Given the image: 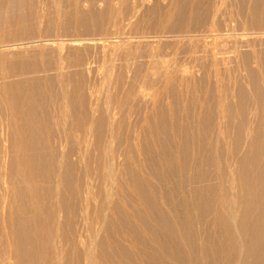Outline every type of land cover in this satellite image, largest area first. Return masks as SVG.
<instances>
[{"label":"rangeland","instance_id":"1","mask_svg":"<svg viewBox=\"0 0 264 264\" xmlns=\"http://www.w3.org/2000/svg\"><path fill=\"white\" fill-rule=\"evenodd\" d=\"M75 1L77 2V0H0V77L2 74L8 72L11 74L8 80L18 82L19 79L18 77H15V75L20 73V71L31 69L32 67H34L33 65H35V63H54L53 60H55L59 56V53L62 58H66L67 61L69 59V61L73 63H77L78 61L76 60L80 61V59L83 60L85 57H87V59L89 58V61L91 62L89 68H85L86 70L83 69L85 70V72L82 73V75L84 74L85 78L80 74V71L83 72V70L79 71L78 74L81 77L79 78V83L77 82L78 79H76L77 76L79 77V75L76 73L77 70H75V73H73L75 78H73L74 76L72 75L73 81L75 80V82H77L76 84L83 86H81L82 92H79L81 89L78 88L75 82H73V86H71L72 88L70 87V89L65 92L66 94L61 93V91L59 92L58 90H54L55 92L45 91L41 88L42 81L44 80V78H47L46 81H48V83H51L52 77H50V74H47V76H45L43 73H40L39 76L31 74L30 76L35 77L36 79H38V81L34 82L28 87L24 86L23 88L20 87L13 89V91L8 93L9 96L7 94H4L0 87V238L5 240L7 234L10 233V231H13L14 234L21 233L23 235V233H25L24 238L23 236L22 238L25 239L23 241H25V243L27 244H25V246L27 247H25V251L28 250L27 252L30 253L27 254L26 252V254L30 256H28L24 264H45L44 262L39 260L36 254L31 252V245H29L32 240L30 233L31 224H33L34 222L38 223L40 221L38 223L39 226H49V232L52 234L57 233L56 235L60 238V241L56 242V244L59 246H55H57V248H59L60 250H58V254H60L59 256H62L61 264H77L74 256L75 254L73 255V253H75L73 252V246L77 242V239L83 242L88 241V244L86 245L87 247L91 246V250L95 246L93 250H95L96 252L94 253H98L100 242H103L105 240L106 243L104 247L106 250L108 249L107 251L109 254L114 255L116 253L115 255H117L118 253V258H123L121 260L122 264H133L132 262L135 261L134 259L136 258L131 257L134 253H136L135 251L138 252L139 249L150 251V238H148L147 243L145 241L147 239L144 238V242L146 243V245L148 246L149 244L148 248H146L147 246H145V243L140 245V240L138 241L137 239V237L142 238L141 240H143V237L145 236L149 237L147 233H144L145 231L142 229L141 223H147L148 219H151L148 214H150V212L152 211V208L147 207V205L145 204H143L142 206L139 205L142 204L143 201L141 191L144 189L153 191L155 189V192H151L152 198H155L156 200L160 198L161 201L166 202L165 197L167 193H169L171 190H174V186L178 185L179 188L174 191H176L178 194L183 192V194L185 193V195L189 193L186 196H191L187 198H184L185 195H183V197L180 195L179 196L186 200V202L191 201L192 198L195 197L192 195L194 193V186H196L199 182V177L197 176H200L199 173H201V170L205 168L206 171L205 173V171L203 170L205 178H207L205 179L203 177L204 181L207 182L208 180L209 182L213 178V182L211 181V183H214L215 181L216 184V182L218 181L217 178L219 177L220 172H217L216 166L212 162H209L212 161V158L215 155V151H213L214 145L212 144L216 143L213 141H215V137L219 133V130L227 131L226 142L228 148L229 146L231 148L236 137V123L247 122L249 124L250 122H254L252 112V104L254 99L253 84L256 80L260 79L261 75L260 73L258 74L257 72L256 74L253 71V68L251 66L252 62L249 59H251L250 51L253 48L257 47L258 51L262 48L264 49V41H262L261 44L257 42L258 45L254 43L248 50L243 48L239 54L236 53V56L234 54L235 49H233L234 47L230 42H228L229 46L227 45V42L225 43V46H223L222 44L220 45V42H218L217 38L218 35L227 33L236 32L235 34H237L244 31L251 32V30L264 31V0H226L224 3L226 6H224L223 4V6L221 5L222 7L212 6L213 0H211L212 3L210 0H207V2L206 0H200L201 4L193 9L194 13L193 11H191V13L188 9L190 0H177L176 11L174 12L176 14H173L168 23H166V37H160V41H156L157 39L155 38L154 41L153 38H149L147 40L146 38H148V36L146 35L149 33L152 34L157 29H161L160 19L162 14L166 10H168L167 8H170V0H149V2L148 0H143L144 2L141 0H136L138 4L133 0H128L126 4H122L119 0H80V3L78 2V5L74 6ZM130 1L134 4L136 3V6ZM203 1H205L206 4L202 5V3H205ZM208 1H210L211 4ZM128 5L130 6L128 7ZM177 6L179 8L183 6V9L180 8L182 9L180 11ZM184 9L186 11L188 10V13ZM133 11L135 12V14H132ZM130 14L133 18L129 20L128 17L131 16ZM199 32L201 33L199 34ZM213 32L215 36L214 34H211ZM171 36L174 37L172 38ZM209 37H211L210 40ZM40 38L41 40L49 41L43 42V44L42 42L38 41L40 40ZM70 38L77 40L76 42L79 41L78 45H73L72 43L74 41H72V39ZM212 38L214 41L211 40ZM99 40L101 42H105L106 44H109V41L111 45L109 44L108 46L104 45L103 43L100 44ZM25 41L32 42V44L35 43V47L32 44V46H25L28 47L27 50L29 51H23V49L10 51L6 49H9V46L12 44H19ZM116 41L120 42L117 43ZM212 41L213 43L215 42V44H217V48L220 51L221 49L224 50V52H222L223 50L221 51L223 55H225L226 57L231 56L228 58L230 62L228 59V61L221 60L223 65L221 63L222 66H220V64L218 66L222 67V69H219L218 66L217 69L216 66H214L215 64H213V58L210 56V47L211 45H215L212 43ZM37 43L39 44L37 45ZM45 43L47 45H45ZM113 44L114 48L112 47ZM37 48L39 49V51L41 49V51L39 52ZM50 48L51 50H49ZM54 48H57L60 52ZM128 49L132 52V56L131 58L129 57L127 62L121 55L124 51H128ZM103 50L106 51L104 52ZM35 51L39 53H36ZM245 54L247 58H245ZM2 55H5V58H2ZM105 57L107 61H105ZM109 59L110 62H108ZM244 59H246V61ZM260 60L264 64V51H261ZM232 61L233 64L231 63ZM247 62L248 64H246ZM96 63L99 65H97ZM224 63H226L227 66ZM109 65L112 69H108ZM246 65H250V67H247ZM106 69H108V71ZM181 69H184V71H182ZM105 70L107 73L105 72ZM230 71L232 73H229ZM249 73L254 74L251 76V74ZM86 74L88 75L86 76ZM220 75L222 76L220 77ZM252 77L255 79H252ZM120 78H122V84L119 83L121 81L119 80ZM221 78L224 79L222 80ZM143 79H147L146 83ZM87 80L89 82H86V85L85 81ZM226 81L229 83H227ZM127 84L129 85L127 86ZM230 84L232 85L230 86L231 89L230 87H227ZM222 85L224 87H222ZM75 86H77L76 88L79 89V91L74 88ZM84 86L86 88V91L84 89ZM151 86L154 89H151ZM125 88L128 89L126 90ZM9 98H12L14 102L8 103L7 101ZM241 101L245 107L244 114L240 113L239 111V103ZM249 103H251V106ZM12 104H14V106H12ZM247 105L249 106V108ZM247 109L250 110L249 112L251 115L249 114ZM216 112L218 114L217 116L220 115L219 117H216ZM260 115L261 116L258 122H264V120H262L263 111L260 112ZM17 117L19 118L17 119ZM14 118L16 119V122ZM77 122H89L91 125L90 128L92 129L90 130L92 136H90L89 134L87 136L88 139L82 142L83 148L87 147V153L85 152L87 154H85L86 158L84 157L79 162L74 161L75 159L79 160L78 156L76 155L78 144L75 140V138L78 136L77 133H79V131H76L78 130ZM216 124L218 125V127L216 126ZM22 126L23 128H21ZM111 127L113 128V130ZM110 131L112 134L110 133ZM19 132H24V136L21 135V138H19V135L16 138L15 136L16 134L18 135ZM103 134H105L106 136ZM110 135H113L112 139ZM104 136L105 138H103ZM89 137H91L90 140ZM184 138L185 140H183ZM105 139H108V141H106ZM20 140H28L27 142L30 148L29 153H31V161L32 165H34V172L41 177V180L39 181V191L43 196L46 194V198H44V196L42 198L43 200L40 201L41 203L35 206L36 208H34V205L32 207L31 201L30 199L28 200L29 197H27L28 194L22 191L20 184L16 183L17 180L15 179L14 175L11 174V169L13 167L12 164L14 160L17 159V157H19L20 155H18V153L20 152L17 153L15 151L14 144H16L17 142H21ZM202 140L205 141L203 145ZM109 141L112 144H110ZM100 143H102L103 145H100ZM190 143H192V145ZM209 143L212 144L210 145ZM17 144L19 145L20 143ZM200 144L201 148L199 147ZM203 146L205 147L202 149ZM206 148H208V150ZM204 151L205 153H203ZM221 151H217V154L224 155V153H222L224 151ZM212 152L214 153L213 155ZM99 153L101 154V156ZM209 153L211 154V156ZM107 154L110 156H108ZM201 154L202 157L200 156V160L198 156ZM205 154L209 156H206ZM61 157L63 159H61ZM205 157L212 158L210 161L207 158V162L204 159ZM91 159H94V162ZM89 160L90 164L95 165L96 163L97 165H91L93 167L90 168L93 171L90 170V175H88V178L87 176H84V179V171H87L85 163L87 162L88 164ZM204 160L207 164L204 162ZM56 161L62 162V164H60V173H63L66 178H69L67 179L68 182L70 181V184L67 182V184H69L68 188H65L67 187V185H57V180L55 178L57 177V170L55 169V167L57 168L58 162ZM101 161H105V166H108L109 168L108 172L110 173L111 177L109 180H106V178L104 177L106 171H103L105 172L103 173L102 169L98 167ZM176 161L179 166L177 165ZM190 161L199 164H197L196 166V164L194 163L195 166L193 165L192 167V165L190 164L193 163H191ZM184 163H186L187 166ZM104 164H101L99 166H104ZM182 164L183 166H181ZM184 166L187 167V171L185 170L186 168H183ZM190 166L192 168H190ZM198 166L199 169H196V167ZM105 168L106 167H104L103 169L107 170V168ZM178 168L179 172L177 171ZM177 172L180 176L176 174ZM185 173H187V175ZM192 173L194 174V176ZM175 175L180 178H178L177 176L175 177ZM185 175L188 176V178ZM191 175L193 176V178L190 177ZM113 176L115 177V179ZM153 177H156L157 180ZM183 177H185V179ZM160 179H162V181H160L161 183L158 182ZM130 180L132 181L130 182ZM48 181L50 182L48 183ZM78 182H86V184H88L86 186H88L92 190L91 193L93 195L95 194L94 196L91 194L92 198H95L97 196V198H95L96 200L93 199L91 201L89 210L91 214H96V219L98 220V222H100L95 228L97 240L92 245H90L91 242L89 243V237H87L89 235L85 230L86 228L84 229V222L82 221L79 214L77 215L78 212L76 208H74V202L76 201H74L75 199L70 196L71 188H69V186H76ZM112 182L114 183V185L112 184ZM167 182L169 183L167 184ZM159 184L162 185V187ZM163 184L167 186H163ZM86 186L83 185L82 187L81 185L80 187L85 189ZM137 186H141L142 189L137 188ZM156 186L158 187L155 188ZM171 186H173L174 188ZM12 187L15 188L16 191L13 192L14 189ZM168 187L171 189H169ZM162 189H164V191ZM179 189H182L184 191H180ZM191 189L193 190V192ZM134 190L137 191V193ZM8 191L12 192L8 193ZM206 191H208V189L204 190V194L209 192ZM163 193L166 195H164ZM5 195L7 196V198ZM158 195L161 196L157 198ZM162 196H164V200L163 198H161ZM106 197L107 201H109L107 203L104 202V199ZM100 200L103 202H101ZM137 200L139 201L137 202ZM106 205L107 208H105ZM49 209L52 211V215L50 214L49 216L48 214V217L46 215V212ZM141 209L143 210V213ZM43 211L45 212V218L43 217ZM135 211L139 213H136L137 215H139L138 217L135 214ZM132 213L134 216H132ZM131 216L134 218H131ZM46 217H48V219ZM114 217L115 219H113ZM140 217H143V219ZM211 217L212 216H210L209 219ZM73 219L74 224H72ZM150 219V222L148 221V223H151L152 219ZM137 222L140 223H138L137 225ZM62 223L63 225L65 223L64 226L66 227V235H68V237H63L64 239L61 240ZM137 226L141 227L137 229ZM135 227L137 230L135 229ZM129 228L131 229L129 230ZM139 229H141V233H138ZM67 230H72V233L70 234V232H68ZM132 230L134 231L132 232ZM74 232L76 233V235ZM123 232L125 234L127 233V236L133 239H129L128 237H126ZM129 232L133 236H130ZM135 233L139 235H135ZM80 234L82 235L80 236ZM69 236L71 239L69 238ZM84 237H86V240ZM134 242H137L138 244ZM134 244L136 245L134 246ZM0 249V264H20L17 262L18 260H10L8 258L9 256L7 253H5V249L3 248V246H0ZM126 258H128V260ZM95 264L105 263L103 262L102 258H97V263ZM172 264L180 263L172 262Z\"/></svg>","mask_w":264,"mask_h":264},{"label":"bare ground","instance_id":"2","mask_svg":"<svg viewBox=\"0 0 264 264\" xmlns=\"http://www.w3.org/2000/svg\"><path fill=\"white\" fill-rule=\"evenodd\" d=\"M112 1V0H111ZM114 1V0H113ZM122 4H126L128 0H119ZM132 1V0H131ZM130 1V2H131ZM136 2V0H133ZM138 1V0H137ZM143 1V0H141ZM140 1V2H141ZM157 1V0H156ZM160 1V0H159ZM162 1V0H161ZM170 8H167L168 10H166L162 16H161V19H160V26H161V29H157L156 31H154L152 34H147L146 36H148V38H146L147 40L149 38H153V41L155 39H157L156 41H160V37L162 36H165V33H167L165 31V26H166V23H168V21L171 19V17L173 16V14H176L174 13L176 11V3H177V0H170ZM211 1V0H210ZM210 1H208L210 3ZM226 0H213V4L212 6L214 7H222L223 4L225 3ZM230 1V0H229ZM253 1V0H252ZM78 2L80 3V0H77V2L75 1L74 2V6H77L78 5ZM144 2V1H143ZM149 2V0H148ZM169 2V1H168ZM181 2V1H180ZM205 2V1H203ZM207 2V0H206ZM205 3H202V5L206 4ZM228 2V1H227ZM235 2V1H234ZM258 2V1H257ZM118 3V1H117ZM129 3V2H128ZM133 3V2H131ZM137 3V2H136ZM136 3L134 4L136 6ZM208 3V4H209ZM212 3V1H211ZM210 3V4H211ZM111 4V3H110ZM138 4V3H137ZM142 4V3H140ZM159 4V3H158ZM168 4V3H167ZM199 4H201L200 0H190V4H189V11H193L194 8H196ZM247 4V3H246ZM118 5V4H117ZM133 5V6H134ZM188 5V4H187ZM222 5V6H221ZM251 5V4H250ZM130 5H128L129 7ZM139 6V5H138ZM165 6V5H164ZM167 6V5H166ZM180 6V5H179ZM224 6H226L224 4ZM115 7V6H114ZM123 7V6H122ZM132 7V6H131ZM140 7V6H139ZM138 7V8H139ZM159 7V6H158ZM157 7V8H158ZM169 7V6H168ZM178 7V6H177ZM239 7V6H238ZM244 7V6H243ZM133 8V7H132ZM179 8V7H178ZM183 9V6L180 7ZM179 10L181 11L182 9ZM247 8V7H246ZM253 8V7H252ZM259 8V7H258ZM119 9V8H117ZM122 9V8H121ZM160 9V8H159ZM238 9V8H237ZM128 10V9H127ZM137 10V8H136ZM140 10V9H138ZM162 10V9H161ZM185 10V9H184ZM196 10V9H195ZM252 10V9H251ZM131 11V10H130ZM135 11V10H134ZM132 12V14H135V12ZM178 11V10H177ZM186 11V10H185ZM188 11V10H187ZM186 11V12H187ZM122 12V11H121ZM141 12V11H140ZM160 12V10H159ZM257 12V10H256ZM259 12V11H258ZM138 13V12H137ZM188 13V12H187ZM192 13V12H191ZM189 13V14H191ZM194 13V11H193ZM250 13V12H249ZM115 14V13H114ZM122 14V13H121ZM124 14V13H123ZM139 14V13H138ZM120 15V14H119ZM131 15V14H130ZM161 15V14H160ZM251 15V14H250ZM118 16V15H117ZM127 16V15H126ZM115 17V16H114ZM190 17V16H189ZM129 20L132 17L129 16L128 17ZM117 19V18H116ZM119 20V19H118ZM133 20V19H132ZM127 22V21H126ZM128 23V22H127ZM137 23V22H135ZM261 24V23H260ZM159 26V27H160ZM252 28V27H251ZM255 28V27H253ZM241 32V31H239ZM182 33V32H181ZM201 32H199L200 34ZM206 33V32H204ZM236 33V32H235ZM227 33V34H223V35H218V42H220V45L222 44L223 46H225V43L227 42V45H228V42H230L232 45H233V49H235L234 51V54L236 55L240 53V51L244 48V49H249L251 48V46L255 43L256 45L261 44L262 41H264V31H258V30H251V32H241V33ZM142 34V33H141ZM171 34V33H170ZM176 34V33H175ZM178 34V33H177ZM180 34V33H179ZM183 34V33H182ZM188 34V32H187ZM197 34V33H196ZM211 34H214L211 33ZM218 34V33H217ZM174 35V34H173ZM181 35V34H180ZM202 35V34H201ZM204 35V34H203ZM206 35V34H205ZM170 36V35H169ZM189 36V35H188ZM193 36V35H192ZM215 36V34H214ZM120 37V36H119ZM145 37V35H144ZM166 37V36H165ZM168 37V36H167ZM172 37V36H171ZM174 37V36H173ZM172 37V38H173ZM183 37V36H182ZM186 37V36H185ZM198 37V35H197ZM201 37V36H200ZM199 37V38H200ZM203 37V36H202ZM213 37V36H212ZM141 38V37H140ZM155 38V39H154ZM170 38V37H169ZM171 38V39H172ZM178 38V37H177ZM187 38V37H186ZM189 38V37H188ZM195 38V37H194ZM211 37H209V40H210ZM215 38V37H214ZM72 39V41H74L72 44L73 45H78L79 41L76 42L77 40L73 39V38H70ZM103 39V38H102ZM101 39V40H102ZM106 39V38H105ZM118 39V38H117ZM123 39V38H122ZM142 39V38H141ZM145 39V38H144ZM159 39V40H158ZM163 39V38H162ZM205 39V38H204ZM61 40V39H60ZM83 40V39H82ZM173 40V39H172ZM188 40V39H187ZM191 40V39H189ZM213 40V38L211 39ZM30 41V40H29ZM29 41H25V42H21L19 44H12L10 45L9 49L6 48L7 50H16V49H23V51H29L27 50L28 47H25V46H29L32 44V42H29ZM39 42H46V41H49V40H38ZM54 41V40H53ZM59 41V40H58ZM100 41V40H99ZM104 41V40H103ZM137 41V40H136ZM170 41V39H169ZM202 41V40H201ZM214 41V40H213ZM212 41V43H213ZM96 42V41H95ZM117 42V41H116ZM120 42V41H119ZM117 42V43H119ZM168 42V41H167ZM184 42V41H183ZM205 42V41H204ZM209 42V41H207ZM258 42V43H257ZM53 43V42H52ZM91 43V42H90ZM97 43V42H96ZM99 43V42H98ZM103 43L104 45H108L109 44L111 45V43L108 41L109 44H106L105 42H101L100 41V44ZM115 43V42H114ZM116 43V44H117ZM211 43V42H209ZM208 43V44H209ZM35 44V43H34ZM34 44H32L34 46ZM39 43H37L38 45ZM44 44V43H43ZM48 44V42H47ZM45 43V45H47ZM50 44V43H49ZM61 44V43H60ZM194 44V43H193ZM197 44V43H196ZM204 44V43H203ZM207 44V43H206ZM215 44V42L213 43ZM31 45V46H32ZM71 45V44H70ZM94 45V44H93ZM119 45V44H118ZM255 45V46H256ZM40 46V45H39ZM52 46V44H51ZM57 46V45H56ZM60 46V45H59ZM101 46V45H100ZM114 46V44L112 45V47ZM210 46V45H209ZM219 46V45H218ZM229 46V45H228ZM35 47V46H34ZM103 47V46H102ZM111 47V46H110ZM117 47V46H116ZM263 47H264V44H263ZM40 48V47H39ZM45 48V46H44ZM58 48V47H57ZM57 48H54V49H57ZM60 48V47H59ZM101 48V47H100ZM114 48V47H113ZM112 48V49H113ZM221 48V47H219ZM231 48V47H230ZM229 48V49H230ZM260 48H261V45H260ZM5 49V50H6ZM30 49V48H29ZM38 49V48H37ZM36 49V50H37ZM41 49H42V46H41ZM40 49V51H41ZM53 49V50H54ZM104 49V48H103ZM117 49V48H116ZM228 49V48H227ZM46 50V49H45ZM51 50V48L49 49ZM58 50V49H57ZM101 50V49H99ZM125 50V48H124ZM123 50V51H124ZM223 49H221L222 51ZM39 51V49H38ZM39 51V52H40ZM59 51V50H58ZM104 51V50H103ZM106 51V50H105ZM104 51V52H105ZM115 51V50H114ZM121 51V50H120ZM218 48H217V44L215 45H211L210 47V56L213 58V64H215L214 66H216V68L219 69L222 67L223 63L221 62V60H225V61H228L229 57H226L225 55H223L222 52H224V50L221 52ZM229 51V50H228ZM246 51V50H245ZM250 51V50H249ZM261 51H264V49L262 48L261 50H257V47L256 48H253L251 51H250V54H251V66L253 68V71L257 74L260 73V79L256 80L254 82V99H253V120L254 122H250L249 124L247 122H237L236 125H235V128H236V137L234 139V142L232 144V147L228 148L227 146V142H226V134H227V131L226 130H219V133L217 134V136H213L215 137V141L213 142H216L215 144H212L214 145L213 148L215 151V155L214 157L212 158V161L211 158H208V157H205L204 159L206 160L207 158L209 159V163H213L215 166H216V170L217 172L219 171L220 174H219V177L217 178L218 181L216 182L215 184V181L214 183H211V181L214 179L209 181L207 180L204 181V178H205V175H204V171H205V168L206 166H204L203 170H201L199 173L200 176H197L199 177L198 178V184L196 186H194V193L192 196H195L192 198L193 200V203H192V200H191V197H190V200L189 202H186V200H184L182 197L183 195H185V193L183 194L180 193L178 194L176 191V189L179 188L178 185L176 186H171L174 188V190H171L169 193L164 194L166 195V202L164 201H161L160 197L161 195H158L157 196V200L155 198H152V193L151 192H155V189L153 191H150L149 189H144L141 191V196H142V204H139L140 206H142L143 204L147 205V207L149 208H152V211L150 212V214H148L150 217H151V223H141L142 224V229L145 231L144 233H147L149 237H143V240H141L142 238H139L137 237L138 241L140 240L139 244H144V238H146L147 241H148V238H150V246L148 244V246L150 247V251L149 250H144V249H139L141 247H139L138 249V252L135 251L136 253H134L132 255L131 258H136L134 259L135 261L131 262L133 264H172V262H177V263H180V264H264V122H258L259 119H260V112L263 111V118L262 120H264V64L263 62L260 60V54H261ZM36 53H39L37 51H35ZM60 52V51H59ZM65 52V51H64ZM102 52V51H101ZM152 52V51H151ZM155 52V51H154ZM56 53V52H55ZM114 53V52H113ZM156 53V52H155ZM193 53V52H192ZM197 53V52H196ZM58 54V53H57ZM62 54V53H61ZM104 54V53H103ZM107 54V53H106ZM115 54V53H114ZM132 52L128 49V51H124L122 53V57L125 61H127L129 59V57L131 58V55ZM136 54V53H135ZM195 54V52H194ZM242 54V53H241ZM249 54V53H248ZM42 55V54H41ZM40 55V56H41ZM134 55V54H133ZM156 55V54H155ZM228 55V54H227ZM57 56V55H56ZM191 56V54H190ZM237 56V55H236ZM240 56V55H239ZM243 56V55H242ZM2 58H5V55H2L1 56ZM68 57V56H67ZM82 57H85V56H82ZM135 57V56H134ZM81 58V57H80ZM109 58V57H108ZM233 58V57H232ZM245 58L246 57V54H245ZM122 59V58H121ZM133 59V58H132ZM131 59V60H132ZM135 59V58H134ZM228 59V60H227ZM239 59V58H238ZM73 60V59H72ZM91 60V59H90ZM241 60V59H240ZM246 61V59H244ZM50 61V60H49ZM78 61L77 63H73V62H70L69 59L67 61L66 58H62L60 53H59V56L53 60L54 63H35V65H33L34 67H32L31 69L29 70H26V71H20V73L16 74L15 77H18L19 81L18 82H14L12 80H8V78L11 76L10 73L6 72L4 74L1 75L0 77V81H1V89H2V92H4V94H7L9 96V92L13 91V89H16V88H23L24 86L25 87H28L29 85H32L34 82L38 81V79H36L35 77H32L30 76L31 74H34V75H38L40 73H43L45 76H47V74H50L52 77V82L51 83H48V81H46V79L44 78V80L42 81V84H41V88L44 89L45 91H54V90H58L59 92L61 91V93H65L67 92L68 89H70L71 86H73V82H75V80L73 81V78H75L74 74L75 73V70H77V74L79 73L80 70H83L85 68H89L90 66V61H89V58L87 59V57H85L83 60L80 59L79 60H76ZM105 61L106 60V57H105ZM113 61V60H111ZM243 61V60H242ZM98 62V61H97ZM110 62V59L109 61ZM128 62V61H127ZM132 62V61H131ZM130 62V63H131ZM230 62V60H229ZM129 63V64H130ZM222 63V65H221ZM233 64V61L231 62ZM237 63V62H236ZM239 63V61H238ZM97 64V63H96ZM100 64V62H99ZM97 64V65H99ZM110 64V63H109ZM220 64V66H218ZM226 65V63H224ZM228 64V63H227ZM248 64V62L246 63ZM102 65V64H101ZM108 65V64H107ZM111 65H112V62H111ZM231 65V64H230ZM92 66V65H91ZM104 66V65H103ZM114 66V65H113ZM112 66V67H113ZM116 66V65H115ZM213 66V67H214ZM218 66V67H217ZM227 66V65H226ZM233 66V65H232ZM247 66V65H246ZM96 67V66H95ZM129 67V65H128ZM247 67H250L247 66ZM76 68V69H75ZM79 70H78V69ZM91 68V67H90ZM94 68V67H93ZM97 68V67H96ZM95 68V69H96ZM108 68V67H107ZM123 68V67H121ZM228 68V67H227ZM231 68V67H230ZM241 68V67H240ZM251 68V69H252ZM94 69V70H95ZM108 69H112L109 65V68ZM108 69H106L108 71ZM118 69V68H117ZM239 69V67H238ZM243 69V68H242ZM86 70V69H85ZM85 70L80 71V74L82 75V73L85 72ZM89 70V69H88ZM99 70V69H98ZM103 70V69H102ZM105 70V72H106ZM120 70V68H119ZM182 70V69H181ZM213 70V69H212ZM215 70V68H214ZM227 70V69H226ZM74 71V72H73ZM91 71V70H90ZM112 71V70H111ZM124 71V70H123ZM184 71V69L182 70ZM217 71V70H216ZM220 71V70H219ZM233 71V69H232ZM236 71V70H235ZM251 71V70H250ZM110 72V71H109ZM223 72V71H221ZM245 72V70H244ZM252 72V71H251ZM92 73V72H91ZM90 73V74H91ZM107 73V72H106ZM127 73V72H125ZM150 73H151V70H150ZM215 73V72H214ZM229 73H232L231 71ZM238 73V72H237ZM240 73V72H239ZM124 74V73H122ZM221 74V73H220ZM225 74V73H224ZM251 74V73H249ZM254 74V73H253ZM251 74V76L253 75ZM74 77H73V76ZM79 75V74H78ZM88 74H86L87 76ZM234 75V73H233ZM77 76V75H76ZM82 76H84L85 78V75L83 74ZM103 76V75H102ZM126 76V75H125ZM124 76V78H125ZM182 76V74H181ZM222 75H220L221 77ZM224 76V75H223ZM230 76V75H228ZM250 76V75H249ZM257 76V75H256ZM73 77V78H72ZM90 77V76H89ZM109 77V76H108ZM120 77V76H119ZM258 77V76H257ZM256 77V78H257ZM79 77L77 76L76 79L77 82L79 81ZM131 78V77H130ZM147 78V77H146ZM250 78V77H249ZM40 79V77H39ZM87 79V78H86ZM85 79V80H86ZM91 79V78H90ZM103 79V78H102ZM101 79V80H102ZM109 79V78H108ZM122 78H120L119 80H121ZM222 80L224 78H221ZM230 79V78H228ZM232 79V77H231ZM237 79V78H236ZM252 79H255L252 77ZM81 80V79H80ZM144 80V79H143ZM146 80L145 79V83H146ZM109 81V80H108ZM111 81V80H110ZM116 81V80H115ZM221 81V80H220ZM228 81V80H227ZM226 81V82H227ZM236 81V80H235ZM75 82V84L77 83ZM80 82V81H79ZM78 82V83H79ZM89 82L88 80L85 81V84L87 85V83ZM95 82V81H94ZM122 80L119 82L121 83ZM148 82V81H147ZM82 83H83V79H82ZM92 83V82H91ZM115 83V82H113ZM126 83V82H125ZM141 83V82H140ZM144 83V84H145ZM223 83V82H222ZM229 83V82H227ZM232 83V82H231ZM237 83H238V80H237ZM242 83V82H241ZM251 83V82H250ZM98 84V83H96ZM101 84V83H100ZM109 84V83H108ZM122 84V83H121ZM148 84V83H147ZM146 84V85H147ZM252 84V83H251ZM40 85V84H39ZM78 86L79 89H81L79 91V89H77L75 86L74 88H76L79 92H82V87L79 85V84H76ZM85 85V86H86ZM91 85V84H90ZM103 85V84H102ZM111 85V84H110ZM113 85V84H112ZM129 84H127L128 86ZM134 85V84H133ZM150 85V84H149ZM148 85V86H149ZM181 85V84H180ZM228 85V84H227ZM226 85V86H227ZM245 85V84H244ZM84 86V89L86 91V88ZM92 86V85H91ZM114 86V85H113ZM119 86V85H118ZM121 86V85H120ZM126 86V85H125ZM232 86L231 84L227 87H230ZM81 87V88H80ZM88 87V86H87ZM96 87V86H95ZM107 87V86H106ZM137 87V86H136ZM142 87V86H141ZM150 87V86H149ZM216 87V86H215ZM222 87H224L222 85ZM72 88V87H71ZM113 88V87H112ZM117 88V87H116ZM130 88V87H129ZM133 88V87H132ZM143 88V87H142ZM147 88V86H146ZM153 87L151 86V89ZM240 88V87H239ZM252 88V87H251ZM75 89V90H76ZM83 89V91H84ZM93 89V88H92ZM91 89V90H92ZM97 89V88H96ZM110 89H111V86H110ZM126 90L128 88H125ZM154 89V88H153ZM231 89V87H230ZM242 89V88H241ZM72 90V89H71ZM76 90V91H77ZM99 90V89H98ZM109 90V89H108ZM115 90V89H114ZM121 90V89H120ZM123 90V89H122ZM135 90V88H134ZM143 90V89H142ZM236 90V89H235ZM88 91V90H87ZM90 91V90H89ZM93 91V90H92ZM133 91V89H132ZM218 91V90H217ZM242 91V90H241ZM6 92V93H5ZM55 92V91H54ZM243 92V91H242ZM71 93V91H70ZM116 93V92H115ZM125 93V92H124ZM131 93V92H130ZM143 93V91H142ZM148 93V92H147ZM51 94V93H50ZM66 94V93H65ZM123 94V93H122ZM139 94V93H138ZM141 94V93H140ZM217 94V93H216ZM239 94V93H238ZM228 95V93H227ZM65 96V95H64ZM219 96V95H218ZM231 96V95H230ZM13 97V96H12ZM238 97V96H237ZM245 97V96H244ZM8 98V97H7ZM234 98V97H233ZM217 99V98H216ZM219 99V98H218ZM65 101V100H64ZM123 101V100H122ZM217 101V100H216ZM227 101V100H226ZM252 101V100H251ZM8 103H12L14 102V100L12 98H9ZM16 102V101H15ZM17 103V102H16ZM218 103V102H216ZM252 103V102H251ZM251 103L250 106H251ZM224 104V103H223ZM11 105V104H10ZM225 105V104H224ZM228 105V104H226ZM12 106H14V104H12ZM217 106V105H216ZM219 106V104H218ZM217 106V107H218ZM221 106V105H220ZM248 106V105H247ZM222 107V106H221ZM249 108V106H248ZM217 109V108H216ZM252 109V108H251ZM112 110V109H111ZM224 110V108H223ZM248 110V109H247ZM246 110V111H247ZM218 111V110H217ZM239 111L240 113H245V107L242 103V101L239 103ZM250 110H248L249 112ZM18 112V111H17ZM237 114V113H236ZM250 114V112H249ZM217 112H216V117H219L217 116ZM251 115V114H250ZM20 117V116H19ZM17 117V119L19 118ZM225 117V116H224ZM251 117V116H250ZM16 118V117H15ZM14 118L15 122H16V119ZM235 118V117H234ZM244 118V117H243ZM219 119V118H218ZM232 119V118H231ZM250 119V118H249ZM13 120V119H12ZM95 120V119H94ZM223 120V119H222ZM82 121V120H81ZM250 121V120H249ZM261 121V120H260ZM9 123V122H8ZM20 123V122H19ZM78 123V126H77V129L76 131H79L78 136L75 138L77 144H78V147H77V156H78V159H75L74 161H81V159H83L87 154V147L83 148V144L82 142L83 141H86L88 139V135L90 134V136H92L90 133L92 130L90 127V123L89 122H77ZM117 123V122H116ZM216 123V122H215ZM233 123V122H232ZM18 124V122H17ZM76 124V123H75ZM112 124V123H111ZM218 124V123H217ZM216 124V126L218 127V125ZM221 125V123H220ZM111 126V125H110ZM223 126V125H222ZM109 127V125H108ZM177 127V126H176ZM214 127V126H213ZM216 127V129H217ZM23 128V126L21 127ZM25 128V127H24ZM90 128V129H89ZM93 128V127H92ZM107 128V127H106ZM112 128V127H111ZM117 128V127H116ZM200 128V127H199ZM222 128V127H221ZM9 129V128H8ZM109 129V128H108ZM107 129V130H108ZM197 129V128H196ZM205 129V128H204ZM207 129V128H206ZM211 129V128H210ZM11 130V129H10ZM113 130V128H112ZM176 130V129H175ZM214 130V129H213ZM12 131V130H11ZM191 131V129H190ZM211 131V130H210ZM204 132V131H203ZM217 132V131H216ZM16 133V131H15ZM24 132H19V134L17 135L16 134V138L20 135L19 138H21V135H23ZM111 133V131H110ZM191 133V132H190ZM197 133V132H196ZM13 134H14V131H13ZM107 134V132H106ZM112 134V133H111ZM200 134V133H199ZM215 134V133H214ZM105 135V134H103ZM194 135V134H193ZM192 135V137H193ZM102 136V135H101ZM106 136V135H105ZM105 136L103 138H105ZM108 136V135H107ZM111 136V135H110ZM113 136V135H112ZM111 136V139L113 138ZM120 136V134H119ZM118 136V137H119ZM184 136V134H183ZM187 136V135H186ZM230 136V135H229ZM182 137V135H181ZM15 138V139H16ZM91 137H89V140H90ZM195 138V137H194ZM209 138V137H208ZM98 139V138H97ZM102 139V138H101ZM200 139V138H199ZM203 139V138H202ZM73 140V139H72ZM106 140V139H105ZM185 140V138L183 139ZM194 140V139H193ZM229 140V139H228ZM21 142H17V143H20L19 145L17 144H14V149L15 151L18 153L19 157H17V159L14 160L13 162V167H12V173L15 177V179L17 180L16 183L20 184L21 188H22V191L24 193H27V197L28 200L30 199L31 201V204H32V207L34 205V208H36L35 206H37L38 204H40L41 200H43L42 198L46 195H41L40 191H39V186H40V180H41V177L34 172V165H32V161H31V153L30 152V148L28 146V140H20ZM103 141V140H102ZM108 141V139L106 140ZM191 141V140H190ZM201 141V140H200ZM204 140H202V145L203 143H205V141L203 142ZM233 141V140H232ZM117 142V140H116ZM141 142V141H140ZM189 142V141H187ZM87 143V142H86ZM107 143V142H106ZM110 143V141H109ZM102 143H100L101 145ZM112 144V143H110ZM126 144V143H125ZM192 145V143H190ZM189 144V145H190ZM210 144V143H209ZM210 144V145H211ZM17 147H16V146ZM103 145V144H102ZM185 145V144H184ZM188 145V144H187ZM209 145V146H210ZM112 146V145H111ZM114 146V145H113ZM182 146V144H181ZM197 146V145H196ZM187 147V146H186ZM201 148V144L199 146ZM205 146L202 147V149L204 148ZM89 148V147H88ZM96 148V147H95ZM98 148V147H97ZM109 148H110V145H109ZM130 148V147H129ZM136 148V147H135ZM188 148V147H187ZM211 148V146H210ZM131 149V148H130ZM198 149V148H197ZM208 150V148H206ZM212 149V148H211ZM76 150V148H75ZM100 150V149H99ZM123 150V149H122ZM195 150V149H193ZM199 150V149H198ZM206 150V151H207ZM210 150V149H209ZM224 152H222V151ZM33 151V150H32ZM71 151V150H70ZM108 151V150H107ZM137 151V150H136ZM202 151V150H201ZM200 151V152H201ZM212 151V150H211ZM217 151H221L222 153H224V155H218L217 154ZM86 152V153H85ZM188 152V151H187ZM190 152V151H189ZM208 152V151H207ZM12 153V152H11ZM64 153V151H63ZM186 153V152H185ZM196 153V152H195ZM205 153V151L203 152ZM212 152V155L214 154ZM86 154V155H85ZM100 154V153H99ZM113 154V153H112ZM131 154V153H130ZM187 154V153H186ZM210 154V153H209ZM221 154V153H220ZM108 155V154H107ZM190 155V154H189ZM198 155V154H197ZM206 156H209L207 154H205ZM204 155V156H205ZM73 156V155H72ZM89 156V155H88ZM101 156V154H100ZM110 156V155H108ZM194 156V155H193ZM196 156V155H195ZM202 157V154L199 155L198 157L200 158L201 160V157ZM211 156V154H210ZM223 156V157H222ZM130 157V156H129ZM134 157V156H133ZM152 157V156H151ZM60 158V157H59ZM65 158V157H64ZM67 158V157H66ZM86 158V157H85ZM92 158V157H91ZM95 158V157H94ZM100 158V157H99ZM61 159H63L61 157ZM69 159V158H68ZM88 159V158H87ZM133 159V158H132ZM53 160V159H52ZM92 160V159H91ZM94 160V159H93ZM92 160V161H93ZM109 160V158H108ZM178 160V159H177ZM204 160V162H205ZM34 161V160H33ZM63 161V160H61ZM111 161V160H110ZM133 161V160H132ZM161 161V160H159ZM183 161V160H181ZM207 161V160H206ZM58 162V161H56ZM77 162V163H78ZM94 162V161H93ZM92 162V163H93ZM102 162V163H101ZM100 163L101 164H104L103 161H101ZM175 162V161H174ZM185 162V160H184ZM191 162V161H190ZM203 162V163H204ZM208 162V161H207ZM81 163V162H80ZM85 163V161H84ZM99 163V165H101ZM113 163V162H112ZM177 163V161H176ZM175 163V164H176ZM183 163V162H182ZM187 163V162H186ZM184 163V164H186ZM193 163V162H191ZM196 164V162H194ZM190 164L195 166V164ZM206 163V162H205ZM60 164H62V162H58L57 163V168L55 167V169L57 170L56 173H57V177L56 180H57V185H63V186H66L65 188H68V185L70 184L67 179L69 178H66L63 173H60L61 171V167H60ZM67 164V163H66ZM86 164V170L87 171H84L85 174L83 175L84 176H87L88 178V175L90 170L93 171L90 167H93L91 165H94V164H90V160L87 164V162L85 163ZM108 164V162H107ZM142 164V162H141ZM163 164V163H162ZM181 164V163H180ZM199 164V163H197ZM196 164V166H197ZM207 164V163H206ZM212 164V165H213ZM68 165V164H67ZM76 165V164H74ZM95 165H97L95 163ZM94 165V166H95ZM101 169H102V172L103 171H106V174L104 175V177L106 178V180L110 179V173L108 172L109 168L108 166H99ZM110 165V164H109ZM146 165V164H145ZM178 165V163H177ZM202 165V164H201ZM205 165V164H204ZM8 166V165H6ZM53 166V165H52ZM63 166V165H62ZM144 166V165H142ZM162 166V165H161ZM179 166V165H178ZM183 166V164L181 165ZM187 166V164H186ZM184 166L183 168L187 171V167ZM77 167V166H76ZM106 167L107 170H104L103 168ZM113 167V166H112ZM173 167V166H171ZM176 167V165H175ZM173 167V168H175ZM189 167V166H188ZM190 166V168H192ZM105 168V169H106ZM114 168V167H113ZM142 168V167H141ZM165 168V167H164ZM209 168V167H208ZM2 169V168H1ZM54 169V170H55ZM69 169V168H68ZM95 169V168H93ZM100 169V170H101ZM117 169V168H116ZM145 169V168H144ZM181 169V168H180ZM196 169H199V166L196 167ZM111 170V169H110ZM136 170V169H135ZM133 170V171H135ZM175 170V169H174ZM177 170V169H176ZM183 170V169H182ZM184 170V171H185ZM190 170V169H189ZM193 170V169H192ZM191 170V171H192ZM215 170V171H216ZM143 171V170H142ZM145 171V170H144ZM169 171V170H168ZM179 172V168L177 170ZM208 171V170H207ZM66 172V171H65ZM78 172V170H77ZM83 172V171H82ZM112 172V171H111ZM176 173L179 175V173ZM190 172V171H189ZM212 172V171H211ZM81 173V172H80ZM79 173V174H80ZM105 173V172H103ZM155 173V172H154ZM153 173V175H154ZM160 173V172H159ZM183 173V172H182ZM206 173V171H205ZM66 174V173H65ZM135 174V173H134ZM138 174V173H137ZM187 175V173H185ZM193 174V173H192ZM196 174V173H195ZM208 174V172H207ZM211 174V173H209ZM213 174V173H212ZM67 175H68V172H67ZM147 175V174H146ZM185 175V176H186ZM198 175V174H197ZM216 175V174H215ZM39 176V178H38ZM115 176V175H114ZM113 176V177H114ZM118 176V175H117ZM174 176V175H173ZM177 175H175L176 177ZM180 176V175H179ZM182 176V175H181ZM184 176V175H183ZM194 176V174H193ZM193 176L191 175L190 177L193 178ZM52 177V176H51ZM54 177V176H53ZM136 177V176H135ZM160 177V176H159ZM158 177V178H159ZM178 177V176H177ZM188 178V176H186ZM196 177V178H197ZM204 177V178H203ZM207 177V176H206ZM210 177V176H209ZM82 178V177H80ZM102 178V177H101ZM137 178V177H136ZM140 178V177H139ZM147 178V177H146ZM154 178V177H153ZM161 178V177H160ZM180 178V177H178ZM185 179V177H183ZM203 178V179H202ZM85 179V177H84ZM115 179V177H114ZM154 179L157 180V178L155 177ZM163 179V178H162ZM162 179H160L158 182L162 181ZM173 179V178H171ZM177 179V178H176ZM175 179V180H176ZM182 179V178H181ZM191 179V178H190ZM207 179V178H205ZM209 179V178H208ZM45 180V179H44ZM51 180V179H50ZM80 180V179H79ZM112 180V179H111ZM152 180V179H151ZM165 180V179H164ZM163 180V181H164ZM179 180V179H178ZM183 180V179H182ZM81 181V180H80ZM84 181V180H83ZM115 181V180H113ZM132 180H130L131 182ZM180 181V180H179ZM187 181V180H186ZM191 181V180H190ZM196 181V180H195ZM45 182V181H44ZM50 181H48L49 183ZM67 182L69 184H67ZM155 182V181H154ZM170 182V181H169ZM167 182V184L169 183ZM177 182V181H176ZM183 182V181H182ZM181 182V183H182ZM185 182V181H184ZM213 182V181H212ZM52 183V182H51ZM80 182H78V184L76 186H69V188H71L70 190V196L73 197L76 201L74 202L75 203V206L74 208H76L77 210V215L79 214V216L81 217L82 221L84 222V229L86 230V232L88 233L89 237V243L90 245H92L94 242H96V238H97V234H96V231H95V228L97 227V224L100 223L98 222V220L96 219V214L95 213H92L89 211L90 210V206H91V201L94 199L96 200L95 198H97V196L94 198H92L91 196V189L86 186L88 184H86V182H83L85 184H83L82 182L79 184ZM161 183V182H160ZM112 184L114 185V183L112 182ZM120 184V183H119ZM150 184V183H149ZM176 184V183H174ZM178 184V183H177ZM184 184V183H183ZM192 184V183H191ZM215 184V185H214ZM83 185L86 186L85 189L81 188L80 186ZM132 185V184H131ZM136 185H137V182H136ZM135 185V186H136ZM141 185V183H140ZM152 185V184H151ZM160 185V184H159ZM14 186V185H13ZM107 186V185H106ZM162 187V185H160ZM163 186H167V185H164ZM169 186V185H168ZM178 186V187H177ZM182 186V185H181ZM188 186V184H187ZM93 187V186H92ZM97 187V186H96ZM114 187V186H113ZM147 187V186H146ZM158 186H156L155 188H157ZM160 187V188H161ZM184 187V186H183ZM182 187V188H183ZM13 188V187H12ZM19 188V187H18ZM43 188V187H42ZM103 188V187H102ZM137 188H141L137 186ZM169 188V187H168ZM172 188V189H173ZM191 188V187H190ZM9 189V188H7ZM13 192L16 191L15 188H13ZM133 189V188H132ZM142 189V188H141ZM152 189V188H151ZM165 189V188H164ZM164 189H162L164 191ZM167 189V188H166ZM171 189V188H169ZM168 189V191H169ZM185 189V188H184ZM189 189V188H188ZM207 190L206 194H204V190ZM60 190V189H59ZM106 190V189H105ZM161 190V191H162ZM180 191L182 189H179ZM192 190V189H191ZM135 191V190H134ZM166 191V192H168ZM178 191V190H177ZM184 191V190H182ZM190 191V190H189ZM9 192H12V191H8ZM69 192V191H68ZM137 193V191H135ZM140 192V191H138ZM157 192V191H156ZM160 192V191H159ZM188 192V191H187ZM193 192V190H192ZM22 193V192H21ZM132 193V192H131ZM161 193V192H160ZM7 194V193H5ZM97 194V193H96ZM99 194V192H98ZM134 194V193H133ZM189 194V193H188ZM186 194V195H188ZM191 194V193H190ZM20 195V194H19ZM58 195V194H57ZM62 195V193H61ZM93 195V194H92ZM95 195V194H94ZM93 195V196H94ZM113 195V194H112ZM182 197H180V196ZM185 195V196H186ZM4 196V195H2ZM6 196V195H5ZM101 196V195H100ZM184 198H187L189 196H186ZM99 197V196H98ZM137 197V196H136ZM164 196H162L161 198H163ZM3 198V197H2ZM7 198V196H6ZM46 198V196L44 197ZM62 198V197H61ZM101 198V197H100ZM99 198V199H100ZM112 198V196H111ZM4 199V198H3ZM60 199V198H59ZM137 199V198H136ZM139 199V198H138ZM167 199H168V203H167ZM57 200V199H56ZM102 200V199H101ZM100 200V201H101ZM109 200V199H108ZM111 200V199H110ZM134 200V199H133ZM164 200V198H163ZM188 200V199H187ZM4 201V200H3ZM135 201V200H134ZM139 200H137L138 202ZM103 202V201H101ZM104 202L107 203L109 201H107V197L104 199ZM22 203V202H21ZM25 203V202H24ZM64 203V202H63ZM116 203V202H115ZM93 204V203H92ZM110 204V203H108ZM132 204V203H131ZM46 205V204H45ZM105 205V204H103ZM133 205V204H132ZM136 205V204H135ZM144 205V206H145ZM40 206V205H39ZM59 206V205H58ZM102 206V205H101ZM100 206V207H101ZM139 206V208H140ZM103 207V206H102ZM136 207V206H135ZM138 207V205H137ZM33 208V210H34ZM41 208V207H39ZM107 208V205L106 207ZM110 208V207H109ZM134 208V207H133ZM142 208V207H141ZM102 209V208H101ZM104 209V208H103ZM32 210V211H33ZM142 210V209H141ZM51 210H47V216L49 214L52 215V211L50 212ZM92 211V210H91ZM105 211V210H104ZM103 211V212H104ZM13 212V210H12ZM44 212V211H43ZM42 212V213H43ZM76 212V211H75ZM34 213V212H33ZM129 213V212H128ZM139 214L137 211H135V214ZM142 213H143V210H142ZM136 214V215H137ZM40 215V214H39ZM135 215V216H136ZM48 216V217H49ZM130 216V215H129ZM132 216L133 213H132ZM131 218H134L132 217ZM139 215H137L138 217ZM212 216L210 219L209 217ZM43 217L45 218V212L43 214ZM48 217H46L48 219ZM122 217V216H121ZM145 217H146V213H145ZM144 217V219H145ZM77 218V217H75ZM143 219V217H140ZM115 219V217L113 218ZM124 219V218H123ZM126 219V218H125ZM38 220V219H36ZM46 220V219H45ZM57 220V219H56ZM80 220V219H79ZM138 220H141V219H138ZM35 221V220H34ZM50 221V220H49ZM74 224V219L72 220ZM110 221V219H109ZM127 221V220H126ZM131 221V220H130ZM137 221V220H136ZM40 222V221H39ZM38 222V223H39ZM52 222V221H51ZM78 222V221H77ZM120 222V221H119ZM133 222V221H132ZM143 222V221H141ZM150 222V221H149ZM37 222H34L33 224H31V229H30V233H31V243L29 245L30 248H31V252H33L34 254H36L39 258V260H41L42 262H44L45 264H61V260H62V256L60 257L58 254V252L60 251L59 248H57V245L56 242L60 241V238L56 235V234H52L50 233V228L49 226L46 225L41 227V225L39 226ZM67 223V222H65ZM64 223V225H65ZM79 223V222H78ZM77 223V224H78ZM102 223V222H101ZM128 223V222H127ZM126 223V224H127ZM138 223L140 222H137V225ZM76 224V223H75ZM125 224V223H124ZM129 224V223H128ZM18 225V224H17ZM62 225V239L68 237V235H66V227L63 225V223L61 224ZM14 226V225H13ZM79 226V225H78ZM24 227V225H23ZM56 227V226H55ZM70 227V225H69ZM108 227V226H107ZM132 227V226H131ZM134 227V226H133ZM141 227V226H140ZM137 226V229L140 228ZM15 228V227H14ZM72 228V227H71ZM103 228V227H102ZM54 229V228H53ZM56 229V228H55ZM74 229V228H73ZM99 229V228H98ZM131 228H129L130 230ZM136 229V227H135ZM136 229V230H137ZM14 230V229H13ZM82 230V229H81ZM103 230V229H102ZM122 230V229H121ZM15 231V230H14ZM24 231V230H23ZM68 231V230H67ZM72 230L68 231L70 232V234L72 233L71 232ZM107 231V230H105ZM104 231V232H105ZM134 230H132L133 232ZM141 229H139V232L138 233H141L140 232ZM54 232V231H53ZM109 232V231H108ZM131 232V231H130ZM129 232V233H130ZM131 232V233H132ZM28 233V232H26ZM29 233V234H30ZM75 233V232H74ZM100 233V232H99ZM124 233V232H123ZM129 234L130 236L132 234ZM143 233V232H142ZM24 234L23 235L20 233V234H14L13 231L10 233L7 234L6 236V241L3 240L2 238H0V246H3V248L5 249V253L8 254V258L11 260H18L17 262L20 263V264H24L26 259L28 258V256L30 255H27V254H30L28 253L25 249L27 248L25 246V239L24 238ZM125 234V233H124ZM4 235V234H3ZM76 235V233H75ZM82 234H80L81 236ZM126 237L127 236V233L125 234ZM124 235V236H125ZM135 235H139V234H136ZM23 236V238H22ZM30 236V235H28ZM61 236V235H60ZM78 236V235H77ZM123 236V237H124ZM133 236V235H132ZM64 237V238H63ZM100 237H101V234H100ZM70 238V236H69ZM75 238V237H74ZM85 240H86V237H84ZM113 238V237H112ZM129 238V237H128ZM136 238V236H135ZM135 238H134V241H135ZM2 239V240H1ZM71 239V238H70ZM108 239V238H107ZM129 239H133V238H129ZM136 239V240H137ZM79 239H77V242L74 244L73 246V255L75 256V259H76V263L77 264H95L97 263V258H102L103 262L105 264H122L121 263V260L123 258L120 259V257L118 258V253L117 255H111L108 253V249L106 250L104 245H105V240L103 242H100V248L98 249V253H94L96 252L95 250H93V247L92 250H91V246H88L86 244H88V241H78ZM5 241V242H4ZM67 241H68V238H67ZM66 241V242H67ZM124 241V240H123ZM129 241V240H128ZM133 242V241H131ZM68 243V242H67ZM134 243H137V242H134ZM145 243V246H147ZM70 244V243H69ZM109 244V243H108ZM130 244V243H129ZM133 244V243H132ZM138 244V243H137ZM27 245V244H26ZM57 245V246H55ZM73 245V244H72ZM70 245V246H72ZM136 244H134L135 246ZM131 246V245H130ZM138 246V245H137ZM148 246L146 248H148ZM26 247V248H25ZM144 248V247H143ZM115 249V248H114ZM117 249V248H116ZM120 249V248H119ZM1 250V249H0ZM59 250V251H58ZM63 251V250H62ZM117 251V250H116ZM122 251V250H121ZM27 252V254H26ZM110 252V251H109ZM119 252V251H118ZM2 254V253H1ZM72 254V253H71ZM120 254V253H119ZM122 254V252H121ZM6 255V254H5ZM5 255H4V258H5ZM62 255V254H61ZM36 256V257H37ZM121 256V255H119ZM66 257V256H65ZM127 257V256H126ZM7 258V256H6ZM128 260V258H126ZM7 260V259H6ZM99 260V259H98ZM126 260V261H127ZM130 260V259H129ZM5 261V260H4ZM3 261V262H4ZM65 262V261H64ZM75 262V261H74ZM0 263H1V260H0ZM5 264V263H4ZM32 264V263H31Z\"/></svg>","mask_w":264,"mask_h":264}]
</instances>
